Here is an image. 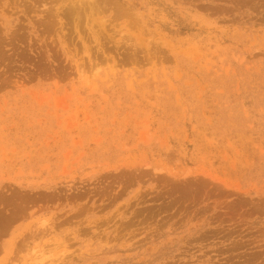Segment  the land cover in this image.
<instances>
[{
	"label": "rangeland",
	"instance_id": "374dc122",
	"mask_svg": "<svg viewBox=\"0 0 264 264\" xmlns=\"http://www.w3.org/2000/svg\"><path fill=\"white\" fill-rule=\"evenodd\" d=\"M0 264H264V0H0Z\"/></svg>",
	"mask_w": 264,
	"mask_h": 264
}]
</instances>
